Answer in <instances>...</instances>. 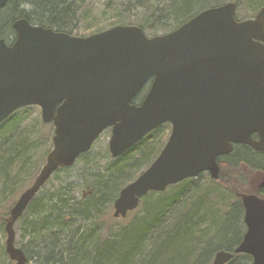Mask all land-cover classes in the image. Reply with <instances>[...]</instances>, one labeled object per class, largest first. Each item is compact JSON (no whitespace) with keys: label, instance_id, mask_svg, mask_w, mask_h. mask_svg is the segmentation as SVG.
I'll list each match as a JSON object with an SVG mask.
<instances>
[{"label":"water","instance_id":"1","mask_svg":"<svg viewBox=\"0 0 264 264\" xmlns=\"http://www.w3.org/2000/svg\"><path fill=\"white\" fill-rule=\"evenodd\" d=\"M9 0H0V9ZM238 6L207 9L171 33L148 37L138 26H116L88 37L14 24L17 40L0 41V124L37 106L55 128L45 166L10 211L6 253L27 264L14 226L60 168H71L111 129L109 151L118 159L161 125H172L159 157L114 203L125 219L149 193L209 172L219 178L220 156L233 145L264 152V7L250 20ZM152 80L140 105L134 99ZM257 136V140L254 139ZM249 228L236 253L264 264V200L243 195ZM231 254L220 252L214 264Z\"/></svg>","mask_w":264,"mask_h":264},{"label":"trees","instance_id":"2","mask_svg":"<svg viewBox=\"0 0 264 264\" xmlns=\"http://www.w3.org/2000/svg\"><path fill=\"white\" fill-rule=\"evenodd\" d=\"M87 1L11 0L9 7L19 6L17 16L26 18L33 24L71 35L87 36L94 34L93 29L98 33L114 26L138 25L151 37L172 32L199 13L226 3L237 4V19L241 21L254 18V14L264 7V0H215L220 3L212 5V0H127L128 3L119 2V5L110 3L100 13V18H96L95 12H91L88 6L84 7ZM125 5L130 8V16L125 15ZM241 8L250 11V16L245 17L239 12ZM110 14L113 16H108ZM140 97L133 103L138 104ZM22 110L0 125V204L17 195L23 183L21 176L32 167L31 162L35 163L32 180L36 178L40 164L46 161L44 159L49 153L46 151L49 143L47 137L41 135V140L32 143L27 138V130L19 128L21 120L17 114ZM42 125L50 127L49 139H52L53 127L43 122ZM166 127L170 125L153 131L123 157L114 159L117 161L105 172H99L91 166L92 178H87L86 184L89 185L91 181L93 184L80 198L76 197L71 186L58 188L37 198L40 191L15 225L22 232L21 239L29 240L28 246L21 248L30 257L29 263L201 264L204 256L207 259L210 257L207 253L210 246L216 247L210 248L211 254L221 247L223 243H214L217 244L218 237L215 234L221 228L218 217L224 216V212L218 216L215 204L228 202L221 194L223 191L213 186L215 183L206 175L171 186L164 193H150L140 204L144 212L142 216L137 215L124 230L114 231V226L111 225V220H118L113 217L111 210L121 190L133 182L140 171L160 154L166 142ZM152 136L153 140L150 141ZM163 138L165 141H162V145ZM50 143L53 145L52 140ZM154 147L155 152L148 161L141 163L145 152ZM238 152L244 153L248 159L246 147ZM88 154L78 159L85 166L91 165ZM34 156L35 162L32 158ZM238 160L231 158L229 166L237 167ZM139 161L141 164L136 165ZM70 170L71 168L59 169L53 177ZM228 171V167L222 168L221 180L229 182ZM29 172L30 170L27 173ZM85 173L89 172H83L82 176ZM201 179L205 181H200ZM206 182H210V186ZM226 190L230 196L236 197V201L240 199L236 193H242V189L235 191L228 186ZM12 207L0 217V230L5 235ZM238 215L236 206L229 216L236 218ZM104 232L114 235L113 239L108 236L102 239ZM221 232L225 247L236 242L237 234L231 229L222 228L218 236ZM143 247H146V251ZM2 255L8 257L6 251Z\"/></svg>","mask_w":264,"mask_h":264},{"label":"rangeland","instance_id":"3","mask_svg":"<svg viewBox=\"0 0 264 264\" xmlns=\"http://www.w3.org/2000/svg\"><path fill=\"white\" fill-rule=\"evenodd\" d=\"M112 2L114 3V5H119L122 2L128 3L127 0H88L84 4V7L88 6L91 12H95L97 14L96 18H98V17L100 18V13L104 10V8H108V5ZM119 2H121V3H119ZM210 3L212 5V4H217L220 2L212 0ZM125 7H126L125 8V15L130 16V8L127 5H125ZM27 11L31 12L30 10H27ZM239 12H241L245 17H249L251 14L250 11L248 12L246 10V8L239 9ZM257 13L254 15H257ZM139 14H142V13H139ZM8 16H9V12L2 14V18H4V19H7ZM108 16H113V15L110 14ZM134 20L139 21L138 19H135V18H134ZM132 22H134V21H132ZM135 26H138V25H135ZM95 32H96V30L93 29L92 33H95ZM146 34H147V32H146ZM17 116L21 120L19 123L20 124L19 128H21L22 130L23 129L27 130L26 135H27V138L29 139V141L33 143L35 140H41V135H44V137L48 138V142H49L46 145V151H49V153H51L53 150V145L50 143V141L53 139L54 134H52V136H51L52 139H49V136L51 135L50 127H48V126L42 127L43 125H42L40 108L32 107L31 109L22 110L19 114H17ZM53 132H54V130L52 131V133ZM167 136H168V134H166V139H167ZM110 137H111V132H110V130H108L95 143L92 151L88 154V156L90 157V160H89L91 163L90 166H85L82 162L80 163L79 161H77V163L73 167H71L70 171H67L65 173L56 174L47 183V185L43 188V190H41V192L39 193L37 198H40V197L42 198L43 196L46 195L47 192L55 191L58 188H62V187H66V186L72 187L73 192L75 193L77 198H80L82 196V194H84V192L86 194V192L88 191L90 186H92V184H93L92 181L88 183L89 185L86 184L88 182V180H86V179L92 178L91 166L94 167L95 170H99V172H105V170L108 169L111 164H113L114 162H116L118 160L117 159L114 161V159H112L110 156V153H109ZM153 137L154 136H152L150 138L151 139L150 141L153 140ZM160 137H162V136H160ZM162 141H165V139L164 138H163V140L161 139V142ZM163 144H164V142H162V145ZM154 152H155V147L153 149L149 148V150H147L145 152V154L143 156V160L141 161V163L148 161V158ZM49 153L47 154V156L44 160L47 159ZM32 158H34V162H35V156ZM152 162H153V160H152ZM141 163L139 161L138 163L136 162L135 164L140 165ZM151 163L146 168H143L140 171L137 178L151 165ZM31 164H33V165H32V167L29 168L30 172L27 173L29 171L28 170L21 176L20 180H23V183H22V185H20L17 195L10 197V199H8L5 203L3 202L2 204H0V217L2 216V214H4L5 211L7 212L9 210V208H11L17 202L19 197L34 183V181L37 178V176L39 175L40 171L42 170V168L46 164V161H42V163L40 164V168L38 170L39 172L37 173L36 178L34 180H32V176H33V169H34L35 163L31 162ZM83 172H89V173H85V175L82 176ZM93 175L95 176L94 172H93ZM204 181L205 180H203V182ZM206 185L210 186V182L208 184L206 182ZM213 185H215L216 188L221 189V191H223L221 194L224 197V200L228 202V203L226 202L227 204L216 202L215 212H217L218 216H220L223 212L228 211V208L233 205L234 201H236V197L234 195L230 196V193H228L226 190V189H228L227 186H225L226 188H221L220 185H218L216 183ZM228 186H230L235 191L238 190V188L235 186L234 187L231 185H228ZM113 209H114V205H113V208L111 210L112 214H113ZM143 213L144 212L142 211V207H140L138 210H135L133 213H131V215H129V217H127L125 219H118L117 222H112V220L110 219L111 225L114 226V231L120 232L121 230H124L125 228H127L129 226V224L131 223V221L133 222L135 220L137 215L139 217H141ZM122 220H124V221H122ZM218 220L220 221V218H218ZM222 228H224L225 230L231 229L235 233L240 232L239 228H237V225L234 222L233 218L229 217L225 222H221V228L215 234V236L218 237L217 244L214 243V245H218L220 243L225 244L224 242H222L223 241L221 238L222 232L218 236V234L222 230ZM15 232H16V240H15L16 246L19 248H26V246H28V244H29V240L28 239H26V240L21 239V235H22L21 233L22 232L19 229L18 225L15 226ZM107 236H108V238L113 239L112 237L114 235H111L110 233L107 234V232H104L102 235V239L106 238ZM6 241H7V236L0 230V258L2 256V261L0 263L1 264H13L8 259V257L5 258L2 255V253L5 254ZM223 244H221V245L224 246ZM210 248H212V247L210 246L209 249L207 250V253L209 255H211ZM214 248H216V247H213L212 249H214ZM143 250L146 251V247H143ZM206 260H207V258H206V256H204V258L201 262L206 261ZM29 264H34V263H29Z\"/></svg>","mask_w":264,"mask_h":264},{"label":"flooded vegetation","instance_id":"4","mask_svg":"<svg viewBox=\"0 0 264 264\" xmlns=\"http://www.w3.org/2000/svg\"><path fill=\"white\" fill-rule=\"evenodd\" d=\"M10 2L11 0H9L6 3L5 7L0 9V41H4L5 44L8 46H12L16 42L17 37H18L17 32L14 29V24L21 19L27 20L26 18H20L19 16H17L18 8L20 9V7L17 6L18 8H11L9 7ZM22 9L27 11V9L25 8H22ZM7 12H9L8 18L7 19L2 18V14H5ZM27 21L32 26H39L37 24L31 23L29 20ZM39 27L48 28L44 26H39ZM151 83L152 81H150L146 87H148V85L150 87ZM144 89L139 94V96H141L140 97L141 101L144 100L146 96V90ZM168 125H170V127L168 128L166 127V131H165V133L168 134L167 140L170 138L171 133H172V125L171 124H168ZM255 139L257 140L256 137ZM245 147L248 149V153H247L248 159H246V155L244 153L238 152L239 150L240 151L244 150ZM233 157L239 160L236 163L237 167L235 166L231 168V166H229L231 165L229 162L231 158ZM217 163L219 164V178L217 180L213 179L209 172H204L193 180L200 179V177H202L203 175H206L208 176L211 182H214L220 185L221 188H226L225 186L228 187V185H231L233 187L234 186L237 187L238 189H242V193H236L237 197L240 199H238L237 201H234L233 205L228 208V211L224 212V216L218 217L220 218V222H225L230 217L229 215L231 214V211L237 206V209L239 210V215L238 217L233 218V220L236 223L237 228H239L240 232L236 233L237 240L234 244L228 247H225V246L218 247L215 251H213L210 257L206 261H203L201 264H214L216 256L220 252H224V253L232 255V258L225 264H254L253 255L246 253V252L236 253V251L245 241L246 235L248 234V231H249V228L246 222L247 221L246 219L247 210H246L245 204L242 199L243 195H252V196H256L264 200V152H257L247 145L235 144L233 145L232 152L230 154L220 156L217 160ZM227 167L229 168V171H228L229 182L226 180L223 181L220 179L222 168L224 169ZM202 180L203 179H201L200 181ZM25 255L27 256L26 252H25ZM27 259L29 263L28 256H27ZM11 262L13 264L14 263L16 264V262L14 261H11Z\"/></svg>","mask_w":264,"mask_h":264},{"label":"bare ground","instance_id":"5","mask_svg":"<svg viewBox=\"0 0 264 264\" xmlns=\"http://www.w3.org/2000/svg\"><path fill=\"white\" fill-rule=\"evenodd\" d=\"M30 258V257H29Z\"/></svg>","mask_w":264,"mask_h":264}]
</instances>
